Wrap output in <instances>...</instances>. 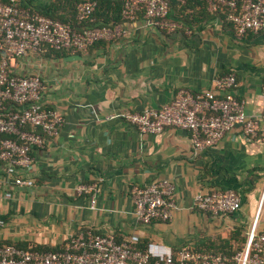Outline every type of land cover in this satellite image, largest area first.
<instances>
[{
    "label": "crops",
    "instance_id": "1",
    "mask_svg": "<svg viewBox=\"0 0 264 264\" xmlns=\"http://www.w3.org/2000/svg\"><path fill=\"white\" fill-rule=\"evenodd\" d=\"M20 1L40 10L54 0ZM123 26L124 36L84 51H30L10 61L14 74L41 77L42 103L58 110L64 124L32 152V166L22 175L33 180L32 187L15 185L0 161V243L52 251L92 233L120 241L137 235L143 245L154 241L175 251L236 250L256 219L264 231V143L236 128L195 156L189 132L141 134L120 115L160 109L182 91H212L216 79L234 72V96L250 115L261 116L264 35L238 38L215 15L187 33L165 34L144 17ZM163 179L176 186L172 219L139 224L132 187ZM93 185L95 191H78ZM227 190L241 197L235 214L193 208L197 194Z\"/></svg>",
    "mask_w": 264,
    "mask_h": 264
},
{
    "label": "built area",
    "instance_id": "2",
    "mask_svg": "<svg viewBox=\"0 0 264 264\" xmlns=\"http://www.w3.org/2000/svg\"><path fill=\"white\" fill-rule=\"evenodd\" d=\"M197 1L215 16L225 13L238 38L251 33L264 35V0ZM95 9L93 1L80 4L74 27L23 8L19 0L0 2V161L6 164L17 186L34 185L33 180L22 176L32 166V152L44 148L60 133L64 117L42 103L46 86L41 77L14 74L10 61L30 51H84L98 42L124 36L123 24L91 26ZM169 11L166 0H125L123 20L134 21L142 14L148 25L174 33L181 26L165 20ZM236 85L237 75L231 72L216 79L212 91L197 94L182 91L160 109L120 116L141 134L157 135L168 129L189 132L195 156L213 148L236 128L241 129L246 139L259 138L264 143V114L253 116L246 111L245 102L234 96ZM262 93L264 96V81ZM96 188V185L82 186L78 191L92 192ZM175 192V184L167 179L132 187L136 221L143 225L170 221L176 209ZM91 203L94 207V198ZM241 206V197L234 190L200 193L193 201L194 209L214 215H232ZM257 221L247 236L245 249L231 257L199 252L188 246L175 251L154 241L140 247L137 235L118 242L115 235L91 233L74 237L65 249L54 252L0 245V264H264V231H258ZM4 226L0 217V227Z\"/></svg>",
    "mask_w": 264,
    "mask_h": 264
},
{
    "label": "trees",
    "instance_id": "3",
    "mask_svg": "<svg viewBox=\"0 0 264 264\" xmlns=\"http://www.w3.org/2000/svg\"><path fill=\"white\" fill-rule=\"evenodd\" d=\"M85 1H93L96 3V9L93 14L94 24L93 26H108L112 27L118 24H123V11L125 8V0L122 1H116V0H54L53 2L46 4L44 7H42L40 10H33L37 13L48 17L50 19L60 21L65 24H69L72 26L77 25V14H78V7L80 4H82ZM169 3L170 11L168 16L165 18V20L169 22H175L176 24L181 26V29H177L174 33H168L166 31H163L161 29V32L165 34H175V33H187L188 30H192L196 23H198L201 18L208 17L210 15H214L210 13L206 6L195 0L187 1L186 3H181L179 0H166ZM0 2H8V0H0ZM19 3L21 7L31 9L29 5L23 4L20 0ZM200 7V9H197ZM226 25L231 26V24L227 21L226 14L223 12H219L216 14ZM138 17H143L142 14H139ZM56 52L53 49H48L45 51V53H51ZM1 59V56H0ZM231 73V72H230ZM229 74V73H227ZM225 74V75H227ZM237 86V85H236ZM236 88V87H235ZM6 137V136H3ZM118 242H120L119 239H117ZM247 244V239L240 241L238 244V247L236 250L229 251H223L221 254H225L228 256H233L237 254L238 252L245 249ZM0 245H11V244H5L0 243ZM142 243H140V247H144ZM230 246V245H229ZM66 247V246H65ZM65 247L63 249H65ZM61 249V250H63ZM28 250H38L35 248H30ZM38 251H44V252H54L59 250H52V251H46V250H38ZM206 253H214V254H220L219 252L207 250V251H201Z\"/></svg>",
    "mask_w": 264,
    "mask_h": 264
},
{
    "label": "rangeland",
    "instance_id": "4",
    "mask_svg": "<svg viewBox=\"0 0 264 264\" xmlns=\"http://www.w3.org/2000/svg\"><path fill=\"white\" fill-rule=\"evenodd\" d=\"M237 45H242V43L241 42H238Z\"/></svg>",
    "mask_w": 264,
    "mask_h": 264
}]
</instances>
